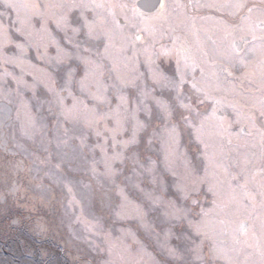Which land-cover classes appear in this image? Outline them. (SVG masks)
<instances>
[{"label":"rangeland","instance_id":"obj_1","mask_svg":"<svg viewBox=\"0 0 264 264\" xmlns=\"http://www.w3.org/2000/svg\"><path fill=\"white\" fill-rule=\"evenodd\" d=\"M135 3L0 0V240L44 264H264V10L232 30L165 0L195 48L174 56Z\"/></svg>","mask_w":264,"mask_h":264},{"label":"flooded vegetation","instance_id":"obj_2","mask_svg":"<svg viewBox=\"0 0 264 264\" xmlns=\"http://www.w3.org/2000/svg\"><path fill=\"white\" fill-rule=\"evenodd\" d=\"M138 0H136L135 6L136 9L143 15H145L146 17H153L157 19V26L160 27V25H166V23H159L158 24V17H163L160 15H163V10L164 7H161L162 5L165 6V0H160V3L158 5V7L153 10V11H143L137 3ZM181 2V5L178 7V13H180L182 15V18H187V19H191L192 18H197V17H202V16H208L210 19L211 17H218V22L222 25L228 27V28H232V30L236 29V25H238V20L240 18H245L246 15L247 17H249L250 12L253 9H258L261 8L262 10H264V0H244L243 3L241 5H243V7H240V5H238V0H228L227 3H232L231 6L228 7H202V8H196V7H192V4L190 2V0H179ZM144 8V6H143ZM252 13V12H251ZM252 26L254 27L255 24L251 23ZM258 25H262V23L258 24ZM166 26L171 27V29L173 30V34H172V38H173V43L169 44L167 47L171 48L174 51H177V54H173L174 56H178L179 54L181 55H190V51L189 49L191 48L193 51H195L194 47H189V44L187 42L186 39H181L180 34L183 35L182 29H176L175 25L173 24H168ZM192 35H195L196 32H199L202 36L201 31H199L196 27L192 28ZM195 37V36H194ZM203 39V38H202ZM238 39V38H235ZM249 41H245L244 43H248ZM204 41L202 40L201 44H203ZM243 43V44H244ZM234 44V43H233ZM192 45H194L192 43ZM195 46V45H194ZM204 46V45H203ZM215 44L212 45V47H214ZM163 48H166L165 46H162ZM220 49L216 50L217 52ZM168 52L170 53V50H168ZM204 53L206 55L203 54V56L205 58H202L203 60L206 59H212V60H216L217 61V57L218 55H212V54H208L207 50H204ZM217 55V56H216Z\"/></svg>","mask_w":264,"mask_h":264},{"label":"trees","instance_id":"obj_3","mask_svg":"<svg viewBox=\"0 0 264 264\" xmlns=\"http://www.w3.org/2000/svg\"><path fill=\"white\" fill-rule=\"evenodd\" d=\"M7 241L0 240V264H44L40 258L28 255H20L17 257L12 250L6 248Z\"/></svg>","mask_w":264,"mask_h":264},{"label":"water","instance_id":"obj_4","mask_svg":"<svg viewBox=\"0 0 264 264\" xmlns=\"http://www.w3.org/2000/svg\"><path fill=\"white\" fill-rule=\"evenodd\" d=\"M159 3H160V0H140L138 2V6L143 11H151V10L157 8ZM143 6H144V8H143Z\"/></svg>","mask_w":264,"mask_h":264},{"label":"snow or ice","instance_id":"obj_5","mask_svg":"<svg viewBox=\"0 0 264 264\" xmlns=\"http://www.w3.org/2000/svg\"><path fill=\"white\" fill-rule=\"evenodd\" d=\"M161 7H164L163 5ZM240 7H243V5H240Z\"/></svg>","mask_w":264,"mask_h":264},{"label":"bare ground","instance_id":"obj_6","mask_svg":"<svg viewBox=\"0 0 264 264\" xmlns=\"http://www.w3.org/2000/svg\"><path fill=\"white\" fill-rule=\"evenodd\" d=\"M218 74V73H217Z\"/></svg>","mask_w":264,"mask_h":264}]
</instances>
